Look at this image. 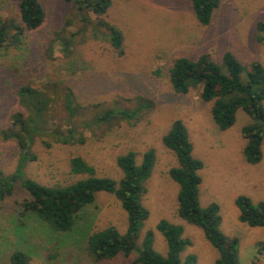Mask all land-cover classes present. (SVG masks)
<instances>
[{"label": "rangeland", "instance_id": "374dc122", "mask_svg": "<svg viewBox=\"0 0 264 264\" xmlns=\"http://www.w3.org/2000/svg\"><path fill=\"white\" fill-rule=\"evenodd\" d=\"M40 2L45 11L42 26L26 31L16 46L0 53V132L9 126L14 112L22 111L16 91L29 84L53 99L46 119L51 131L62 134L54 136L49 131L47 137L34 140L30 153L35 159L26 162L25 177L45 186L71 184L85 178L72 175L69 168L70 159L82 157L97 176L118 179L119 155L132 151L140 163L144 152L152 149L156 164L142 199L149 215L140 240L152 231L154 247L164 256L166 243L156 225L161 220L178 224L191 241L182 258L193 254L197 264H214L217 252L201 230L176 214L178 186L167 174L176 166V158L163 146L162 137L179 120L187 129L193 156L203 164L198 172L201 206L218 205L219 230L239 240L240 264H264V228L240 223L234 204L239 196L264 201V139L261 162L247 164L241 129L251 123L249 117L239 110L234 125L219 131L211 119V105L200 100L198 90L176 95L166 74L170 61L179 56L193 60L203 54L218 58L230 52L242 65L253 61L264 65V46L256 41L257 23L264 20V0H220L208 26L199 25L188 0H112L108 20L124 34L120 57L101 37L91 38L92 14L77 11L65 0ZM0 17L17 21V0H0ZM63 28V35L76 34L68 56L58 41L53 42ZM65 89L71 91L68 106L72 111L66 108ZM110 109L137 110L138 116L130 121L97 120ZM65 136H71V143L56 140ZM19 157L16 143L0 135V172L12 174ZM25 198L26 192L15 183L12 195L0 199V264H9L15 250L23 251L30 264H133L134 253L98 263L86 253L91 233L109 226L125 231L126 215L114 196L97 194L78 216L74 229L65 234L52 232L34 217L23 218L22 226L17 203Z\"/></svg>", "mask_w": 264, "mask_h": 264}, {"label": "trees", "instance_id": "16d2710c", "mask_svg": "<svg viewBox=\"0 0 264 264\" xmlns=\"http://www.w3.org/2000/svg\"><path fill=\"white\" fill-rule=\"evenodd\" d=\"M65 1L79 12L92 14L95 26L91 38L101 37L117 56H123L124 34L116 23L108 20L112 0ZM188 2L192 15L201 26L211 24L220 4V0ZM17 18L15 21L0 17V53L19 43L26 31L42 26L45 11L40 0H17ZM82 20L88 24L84 18ZM64 30L55 34L53 42L58 41L62 46L61 51L68 56L75 44L76 34L63 35ZM256 30V41L264 46V20L257 23ZM166 74L176 95H186L192 89L198 90L200 100L211 105V119L219 131L230 129L235 123L237 111H243L251 120L249 125L241 129V137L245 141L242 151L244 160L253 166L261 162L264 139V65L261 62L242 65L230 52L218 58L203 54L193 60L179 56L170 61ZM67 90L66 108L72 111L68 106L71 91ZM52 91H56L54 86ZM16 96L22 111H16L10 116L9 126L0 135L3 140L16 143L20 157L12 174L3 175L0 172V199L12 195L15 183L26 192L27 198L17 203L22 226L23 218L34 217L54 233H68L74 229L80 213L95 202L97 194L106 193L119 202L126 215V228L120 232L116 227L109 226L88 236L86 253L93 262L111 261L120 255L129 257L134 253L136 257L133 264H197V257L193 254L182 258V254L191 246V241L184 237L181 225L165 220L157 223L156 231L166 243L164 256L154 247L152 231L145 232L140 240L141 228L149 215L142 199L156 164V155L152 149L144 152L140 163L132 151L119 155L116 165L121 176L118 179L97 176L93 166L82 157H74L69 161L70 173L85 178L65 186L41 185L25 177L24 167L27 161L35 159L30 153L34 140L47 137L51 131L46 118L53 99L29 84L21 85ZM144 106L148 107V104ZM137 116V110L110 109L97 120L130 121L137 119ZM51 134L62 137L57 130L51 131ZM56 140L63 144L72 141L71 136ZM162 144L176 158V166L170 168L167 174L178 186L177 217L201 230L205 240L217 252L214 264H240L239 240L227 237L219 230L221 218L218 205L210 203L203 207L200 204L201 178L198 172L203 164L193 156L187 129L181 121L172 123L170 130L162 137ZM234 204L240 223L250 228H264V201L256 203L247 196H239ZM8 263L30 264V259L23 251L15 250L9 255Z\"/></svg>", "mask_w": 264, "mask_h": 264}]
</instances>
